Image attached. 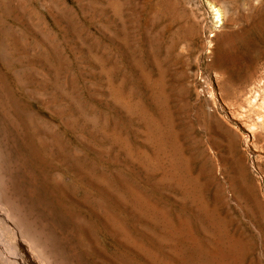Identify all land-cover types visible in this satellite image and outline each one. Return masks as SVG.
Instances as JSON below:
<instances>
[{"label": "rangeland", "instance_id": "obj_1", "mask_svg": "<svg viewBox=\"0 0 264 264\" xmlns=\"http://www.w3.org/2000/svg\"><path fill=\"white\" fill-rule=\"evenodd\" d=\"M0 254L264 264V0H0Z\"/></svg>", "mask_w": 264, "mask_h": 264}, {"label": "bare ground", "instance_id": "obj_2", "mask_svg": "<svg viewBox=\"0 0 264 264\" xmlns=\"http://www.w3.org/2000/svg\"><path fill=\"white\" fill-rule=\"evenodd\" d=\"M218 14V13H217ZM3 249V248H2ZM1 255V254H0ZM15 256V255H14ZM4 257V256H3ZM5 258V257H4ZM20 258V257H19ZM6 259V258H5ZM20 260V259H19ZM0 261H1V258H0ZM2 262V261H1ZM1 264V263H0ZM2 264H3V262H2ZM21 264V263H20Z\"/></svg>", "mask_w": 264, "mask_h": 264}]
</instances>
